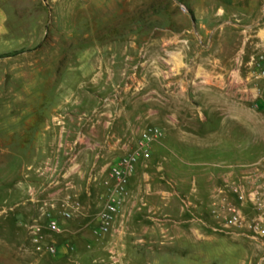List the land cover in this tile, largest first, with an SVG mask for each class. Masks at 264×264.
I'll return each instance as SVG.
<instances>
[{
  "label": "rangeland",
  "instance_id": "1",
  "mask_svg": "<svg viewBox=\"0 0 264 264\" xmlns=\"http://www.w3.org/2000/svg\"><path fill=\"white\" fill-rule=\"evenodd\" d=\"M236 1L0 0V264H264V235L213 215L264 155V96L216 109L202 95L218 64L258 81L264 0ZM150 127L102 231L111 168Z\"/></svg>",
  "mask_w": 264,
  "mask_h": 264
},
{
  "label": "built area",
  "instance_id": "2",
  "mask_svg": "<svg viewBox=\"0 0 264 264\" xmlns=\"http://www.w3.org/2000/svg\"><path fill=\"white\" fill-rule=\"evenodd\" d=\"M250 65L254 72V77L261 83L260 88H255V97L264 96V41H258L255 53L251 56ZM158 128L150 127L144 130L139 137L137 146L128 154L120 157L111 168L112 176L116 181L119 193L110 197L103 212L100 214L99 229L106 231L115 215L120 211L122 205V192L124 191L127 178L134 171L135 164L140 158L150 156V142L160 135ZM239 167L238 180L232 185L231 191L235 195L239 205L225 203L224 198L220 201V206L213 210V215L220 227L224 229H241L247 227L248 230L256 235H264V155L249 164H242ZM245 202H248L253 209L259 211L248 223L240 210ZM75 204H78L75 202ZM51 231L58 230L56 220L48 222ZM39 228H36L38 230ZM40 249L38 238L33 240ZM49 253H55L53 245L45 247Z\"/></svg>",
  "mask_w": 264,
  "mask_h": 264
},
{
  "label": "crops",
  "instance_id": "3",
  "mask_svg": "<svg viewBox=\"0 0 264 264\" xmlns=\"http://www.w3.org/2000/svg\"><path fill=\"white\" fill-rule=\"evenodd\" d=\"M239 3L236 0H224V7L227 9L234 10L237 8ZM4 17L2 12L0 11V34H2L4 30ZM256 37L259 41H264V27L260 28L256 34ZM257 40V41H258ZM216 70H203V85L201 86L202 91L204 92L205 104L208 108H220V106L224 105H233L239 104V106L245 104L254 103L255 97V88L260 85L258 81L251 80L247 81L246 78L238 74L237 72L233 73L231 81L226 80L227 69L224 65L218 64ZM257 85V86H256ZM187 88H182V90H186ZM174 94V93H171ZM175 101H172L173 105H175V109L178 107V99L177 93L174 96ZM188 100V98H187ZM216 108V109H217ZM174 120H177L178 113L175 111L171 114Z\"/></svg>",
  "mask_w": 264,
  "mask_h": 264
},
{
  "label": "water",
  "instance_id": "4",
  "mask_svg": "<svg viewBox=\"0 0 264 264\" xmlns=\"http://www.w3.org/2000/svg\"><path fill=\"white\" fill-rule=\"evenodd\" d=\"M193 20V19H192Z\"/></svg>",
  "mask_w": 264,
  "mask_h": 264
}]
</instances>
